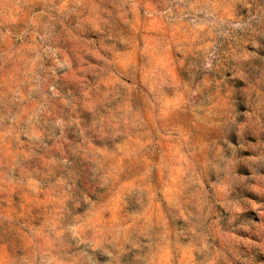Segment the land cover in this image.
Returning a JSON list of instances; mask_svg holds the SVG:
<instances>
[{"label": "clouds", "instance_id": "obj_1", "mask_svg": "<svg viewBox=\"0 0 264 264\" xmlns=\"http://www.w3.org/2000/svg\"><path fill=\"white\" fill-rule=\"evenodd\" d=\"M0 264H264V0H0Z\"/></svg>", "mask_w": 264, "mask_h": 264}]
</instances>
